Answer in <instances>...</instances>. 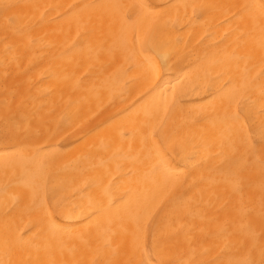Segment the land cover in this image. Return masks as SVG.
<instances>
[{
  "label": "bare ground",
  "instance_id": "1",
  "mask_svg": "<svg viewBox=\"0 0 264 264\" xmlns=\"http://www.w3.org/2000/svg\"><path fill=\"white\" fill-rule=\"evenodd\" d=\"M0 264H264V0H0Z\"/></svg>",
  "mask_w": 264,
  "mask_h": 264
}]
</instances>
